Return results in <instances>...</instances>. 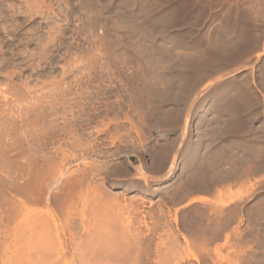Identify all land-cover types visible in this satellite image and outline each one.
<instances>
[{
    "label": "rangeland",
    "instance_id": "rangeland-1",
    "mask_svg": "<svg viewBox=\"0 0 264 264\" xmlns=\"http://www.w3.org/2000/svg\"><path fill=\"white\" fill-rule=\"evenodd\" d=\"M93 233L264 264V0H0V264Z\"/></svg>",
    "mask_w": 264,
    "mask_h": 264
},
{
    "label": "bare ground",
    "instance_id": "bare-ground-1",
    "mask_svg": "<svg viewBox=\"0 0 264 264\" xmlns=\"http://www.w3.org/2000/svg\"><path fill=\"white\" fill-rule=\"evenodd\" d=\"M185 128V127H184ZM172 166V165H171ZM170 170H174L172 167L170 168ZM169 170V171H170ZM200 198V197H199ZM206 201V200H205ZM84 208V207H83ZM81 210V209H80ZM84 210V209H83ZM95 211V210H94ZM109 211H110V209H109ZM88 212V211H87ZM97 212V211H96ZM102 212V211H101ZM97 213H99V212H97ZM113 213V212H112ZM89 214V213H88ZM97 215V214H96ZM99 215V214H98ZM104 215V214H103ZM114 215V214H113ZM89 216V215H88ZM106 216V215H105ZM82 217H83V215H82ZM85 217V216H84ZM98 217V216H97ZM103 217V216H102ZM79 218H81V217H79ZM108 218V217H107ZM113 218V217H112ZM83 220H84V218H82ZM81 219V220H82ZM102 219V218H101ZM106 219V218H105ZM108 220V219H107ZM98 221V220H97ZM101 221V220H100ZM104 221V220H103ZM108 222V221H107ZM103 223V222H102ZM122 223V222H121ZM89 224V223H88ZM105 224V225H104ZM104 224H103V226L104 227H107V224H106V222H104ZM46 225V229H48V225L47 224H45ZM109 225H110V223H109ZM108 225V226H109ZM117 225V224H116ZM121 225V224H120ZM88 226V225H87ZM92 226V225H91ZM98 226V225H97ZM101 226V225H100ZM99 226V227H100ZM102 226V228L105 230V232H106V230H107V228L108 229H110V230H112L111 228H109V227H107V228H104ZM111 227L113 228V226L111 225ZM120 227V226H119ZM123 227V226H122ZM43 228H44V226H43ZM83 228H84V226H83ZM102 228H101V230L99 229V231H100V234H101V231H102ZM93 229V228H92ZM114 229V228H113ZM123 229V228H122ZM122 229H121V231H122ZM63 230V229H62ZM84 230V229H83ZM98 230V229H97ZM124 230V229H123ZM99 231H98V233H99ZM127 231V230H126ZM56 232V231H55ZM85 232V231H84ZM103 232V231H102ZM109 232V231H108ZM108 232H106L107 234H108ZM97 233V232H96ZM96 233H93L94 235L96 234ZM104 233V232H103ZM102 233V234H103ZM106 233H104V234H106ZM127 233V232H126ZM92 234V235H93ZM106 234V235H107ZM110 234V233H109ZM55 235V234H54ZM58 235V234H57ZM88 235V234H87ZM92 236L94 239H96V238H99V239H101V241H102V238H104V240L105 239H107L108 237H110V236H106V237H103L102 235V238H100L101 236L99 235V234H97V235H95V236ZM62 236V235H61ZM91 236V235H90ZM96 236H100V237H96ZM55 237V236H54ZM89 237V236H88ZM88 237H86V239L88 238ZM92 237H89V238H91L90 239V243H92L93 242V240L94 239H92ZM125 237V236H124ZM72 238V237H71ZM60 239V238H59ZM83 239V238H82ZM113 239V238H112ZM131 239V238H130ZM108 240V239H107ZM105 240V241H102V242H100V240H98V242L96 243V242H94V245L95 244H97V246H94V248H93V246H92V249H91V244H90V246L88 247V243H87V241L84 239V241L86 242V243H81V244H79L78 245V249L76 248V251L78 250V254H79V256L81 257V261H83V263L80 261V263H82V264H111L112 263V261L114 262V256H113V254H114V249H112V248H115V246L114 247H112L113 245L111 244V243H113V242H111V239L110 240ZM114 240V239H113ZM126 240V239H125ZM109 242L110 244H111V246H110V244L109 243H104V242ZM126 241H128V240H126ZM89 242V241H88ZM100 242V243H99ZM130 242V241H129ZM65 243H63V245H64ZM70 244H72V243H70ZM93 244V243H92ZM117 245V244H116ZM71 246V245H70ZM57 248V247H56ZM67 248V247H66ZM132 249V248H131ZM56 250V249H55ZM60 251L61 250H65L64 249V247L62 246L61 247V245H60V249H59ZM70 250V249H69ZM68 250V251H69ZM75 250V249H74ZM114 250V251H113ZM61 252V253H63V255L65 254V251L64 252ZM74 252V251H73ZM129 252V251H128ZM123 253V252H122ZM131 254V253H130ZM129 254V255H130ZM119 255V254H118ZM65 256V255H64ZM78 256V258H80ZM126 256V255H125ZM131 256V255H130ZM122 257V256H121ZM127 257V256H126ZM118 258V257H117ZM124 259V258H123ZM117 260V259H116ZM115 260V261H116ZM120 260H122V259H120ZM119 261V260H118ZM125 261V260H124ZM127 261V260H126ZM129 261V260H128ZM120 262V261H119ZM119 262H118V264H119ZM127 263V262H126ZM122 264V263H121ZM124 264V263H123ZM133 264V263H132Z\"/></svg>",
    "mask_w": 264,
    "mask_h": 264
},
{
    "label": "water",
    "instance_id": "water-1",
    "mask_svg": "<svg viewBox=\"0 0 264 264\" xmlns=\"http://www.w3.org/2000/svg\"><path fill=\"white\" fill-rule=\"evenodd\" d=\"M133 160V159H132Z\"/></svg>",
    "mask_w": 264,
    "mask_h": 264
}]
</instances>
